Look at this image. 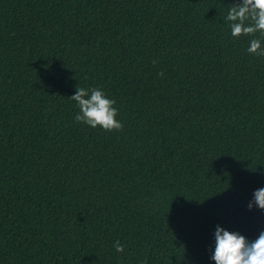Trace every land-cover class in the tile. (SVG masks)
Listing matches in <instances>:
<instances>
[{
	"label": "trees",
	"instance_id": "trees-1",
	"mask_svg": "<svg viewBox=\"0 0 264 264\" xmlns=\"http://www.w3.org/2000/svg\"><path fill=\"white\" fill-rule=\"evenodd\" d=\"M236 2L0 0V264H216L217 225L259 237L264 57ZM77 86L123 128L76 122Z\"/></svg>",
	"mask_w": 264,
	"mask_h": 264
},
{
	"label": "clouds",
	"instance_id": "clouds-1",
	"mask_svg": "<svg viewBox=\"0 0 264 264\" xmlns=\"http://www.w3.org/2000/svg\"><path fill=\"white\" fill-rule=\"evenodd\" d=\"M224 20L229 25L234 38L253 37L249 40L247 52L253 56L264 57V0H237L227 11ZM259 32L260 38H256ZM157 61H153V64ZM163 75V73H159ZM76 102L79 112L76 122L92 128L102 127L106 131H119L123 123L116 119L118 109L116 101L109 98L101 88L77 86V91L70 97ZM249 210H264V188L257 189L253 199L247 205ZM117 252H124L120 241L114 244ZM211 259L216 264H264V231L255 241H249L239 232H231L217 225L215 231V251Z\"/></svg>",
	"mask_w": 264,
	"mask_h": 264
}]
</instances>
